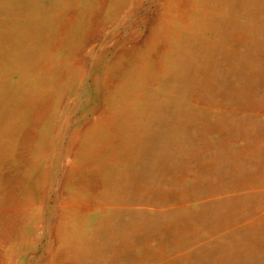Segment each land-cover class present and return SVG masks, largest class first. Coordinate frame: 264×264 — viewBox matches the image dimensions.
Listing matches in <instances>:
<instances>
[{
    "label": "rangeland",
    "instance_id": "1",
    "mask_svg": "<svg viewBox=\"0 0 264 264\" xmlns=\"http://www.w3.org/2000/svg\"><path fill=\"white\" fill-rule=\"evenodd\" d=\"M0 264H264V0H0Z\"/></svg>",
    "mask_w": 264,
    "mask_h": 264
}]
</instances>
